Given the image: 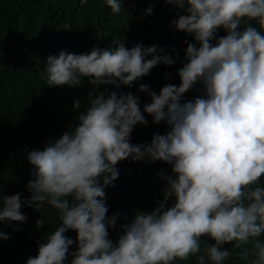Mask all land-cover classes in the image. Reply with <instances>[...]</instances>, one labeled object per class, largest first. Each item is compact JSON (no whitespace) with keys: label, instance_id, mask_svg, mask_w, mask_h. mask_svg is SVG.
Wrapping results in <instances>:
<instances>
[{"label":"clouds","instance_id":"clouds-1","mask_svg":"<svg viewBox=\"0 0 264 264\" xmlns=\"http://www.w3.org/2000/svg\"><path fill=\"white\" fill-rule=\"evenodd\" d=\"M122 2L105 0L113 14L121 12ZM163 2L183 10L172 24L194 42L184 41L178 86L168 83L157 93L139 85L137 92L151 98L143 111L137 95L100 89L131 88L157 65L176 64L175 46L173 57L164 47L129 49L124 39L113 38L114 47L61 51L45 60L40 76L49 87H80L87 79L93 89L75 125L42 150L28 152L30 198L3 195L0 186V222L24 223L22 204L40 212L47 203L59 213L60 226L38 243V254L26 264H66L69 256L71 264H176L190 258L195 264H225L233 256L264 264V0ZM153 11L150 5L144 14ZM220 30L226 34L218 37ZM107 35L100 30L97 39ZM197 85L203 95L184 100ZM145 114L154 125L165 122L169 131L133 144L135 126L148 125ZM129 157L162 161L171 174H157L166 181L158 206L136 211L114 241L109 229L120 214L107 215L105 189L114 186L117 164ZM44 226L41 214L36 227ZM69 230L75 241L65 235ZM9 239L0 231V241ZM74 243L77 250L70 253Z\"/></svg>","mask_w":264,"mask_h":264},{"label":"trees","instance_id":"trees-1","mask_svg":"<svg viewBox=\"0 0 264 264\" xmlns=\"http://www.w3.org/2000/svg\"><path fill=\"white\" fill-rule=\"evenodd\" d=\"M150 5L154 11L145 15ZM178 13L185 14L163 0H123L119 14H113L105 0H87L83 6L80 0H0V186H3V195L20 193L22 199L30 198L27 185L34 177L31 175L33 166L27 160L28 152L42 150L45 144L59 139L70 124L75 125L76 117L89 103L87 93L93 86L87 79L80 87L47 85L46 79L40 76L47 57L61 51L85 54L93 47H114L113 38L124 39L129 49L137 44L145 48L164 47L173 57L177 55L172 52L175 46L179 53L176 64L157 65L150 75L138 80L131 88L122 85L120 89H114L109 85L100 89L103 91L106 87L108 91L137 95L143 111L151 98L137 92L141 83L157 93L165 84L178 86L180 83L176 72L185 63L187 45L184 41H194L187 34L176 31L172 21L178 18ZM100 30L109 35L97 39ZM225 34L220 30L217 36ZM166 75L168 79H165ZM197 95H203L200 85L186 93L184 100L194 99ZM75 101H80L79 108H74ZM145 116L148 125L135 126L131 134L133 144L150 142L153 134L164 135L169 131L165 122L154 125L153 118ZM117 168L118 179L113 182V187L105 189L107 215L120 214L116 226L109 229V237L114 241L121 225L130 222L136 211L150 212L158 206L164 197L166 181L157 174L161 171L171 174V166L162 161L133 162L131 157L120 161ZM21 211L27 217L24 223L0 222V231L11 237L0 241V264H26L29 257L38 254V243H43L60 226L58 211L47 203L40 212L26 204H22ZM41 214L45 226L37 229L36 221ZM15 228L19 230L14 231ZM65 235L75 241V231L69 230ZM207 243L214 241L207 239ZM76 250L74 243L69 252ZM71 259L69 256L66 264H71ZM176 264H195V261L190 258ZM225 264L245 262L233 256Z\"/></svg>","mask_w":264,"mask_h":264}]
</instances>
